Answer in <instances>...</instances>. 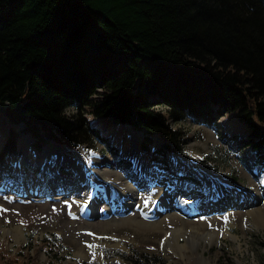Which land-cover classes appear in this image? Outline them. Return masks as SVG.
Listing matches in <instances>:
<instances>
[{
    "label": "trees",
    "instance_id": "16d2710c",
    "mask_svg": "<svg viewBox=\"0 0 264 264\" xmlns=\"http://www.w3.org/2000/svg\"><path fill=\"white\" fill-rule=\"evenodd\" d=\"M83 107L141 130L162 157L181 149L170 119L236 111L264 164V0H0V114L36 148L74 147L97 135ZM140 256L127 263L165 264Z\"/></svg>",
    "mask_w": 264,
    "mask_h": 264
},
{
    "label": "rangeland",
    "instance_id": "374dc122",
    "mask_svg": "<svg viewBox=\"0 0 264 264\" xmlns=\"http://www.w3.org/2000/svg\"><path fill=\"white\" fill-rule=\"evenodd\" d=\"M155 109L167 113L164 106H157ZM65 110L66 114L77 111L72 105L67 106ZM83 112L86 115L87 127L94 126L99 138L89 132L88 142L83 144L84 146L74 148L56 145L49 148L52 144H46L49 146H43L42 154L49 152L57 156L54 151L60 148L64 151L68 149L70 154L74 153L75 156L86 159L89 157L86 156L88 148L97 149L102 158L94 162L102 164L98 170L103 173L107 170L102 176L116 180L120 175L121 179L135 187L139 186L132 178L134 165L128 163L129 156H136L135 166H141L143 172L149 173L151 160L162 168L161 160H155L151 153H147L148 147L153 143L147 142V149L142 146V131L125 126L109 116H93L88 113L86 107H83ZM169 122L172 128L179 132L181 140L174 143L181 149L178 153L165 156V161L169 162L168 167L173 160L180 162L184 158L187 160L185 169L206 167L221 178L247 187L244 188L246 194L241 193L236 198L237 202L229 198L231 205L224 214L207 215V211L214 212L217 204H213L211 196L205 197L207 184L200 178V185L185 181H182L184 185H181L188 184L190 193L199 199L198 204L202 205L205 213H201L200 209H196L195 213H187L185 210L180 212L172 208L163 211L165 214L162 212L163 219L159 216L158 220L161 221L158 225H144L136 221L143 220L138 210L142 199L139 200L136 196L131 201L138 203L133 205L132 202L126 215L131 220L119 219L126 217L123 216L115 217L118 220L105 221L106 219H100L97 214L90 219L71 217L67 213L69 205L75 208L77 205L73 201L83 198L84 191H78L80 182L75 186L77 190L73 191H78L80 195L66 196L60 202H35L31 198L19 201L14 193L7 191L0 194V209H5L0 211V264H128L127 256L138 255L139 259H142L141 253L157 254L163 258L165 264H264V223H256L248 213L253 207L264 209V172L261 171V175L257 177L256 165L251 164L252 160L249 163L252 155L246 143L248 129L243 126L237 112L231 111L217 117L214 124L197 122L188 116L179 122L172 119ZM10 131L18 135L19 141L12 153L16 151V154H19L22 149L23 164L28 165L25 156L32 159L33 138L26 134L23 123L14 124L0 114V151ZM155 144L159 145L156 141ZM119 155L123 156L121 160ZM142 156L151 160L144 165ZM73 164L78 168L76 174L81 175L82 169ZM114 164L116 166H113ZM127 167L130 172H126ZM124 168L125 172L122 171ZM65 169H70L68 162ZM27 170L25 168V172ZM168 171L169 169L163 168V175H167ZM74 173L70 172L69 175L73 177ZM80 181L83 185L84 180ZM86 181L85 178V183ZM164 184V180L153 182L152 186L150 185V194L156 196L162 193ZM146 186H143L144 189L148 187ZM211 188L214 190L215 187ZM171 195L176 196L184 207L178 194ZM242 195L246 196L247 203L241 202ZM223 203H228V200L224 199ZM236 203L243 206H236ZM225 217L228 218L227 222ZM171 227L180 229L173 233L170 241L163 242L164 229ZM45 239L53 242V248L47 247Z\"/></svg>",
    "mask_w": 264,
    "mask_h": 264
},
{
    "label": "bare ground",
    "instance_id": "6f19581e",
    "mask_svg": "<svg viewBox=\"0 0 264 264\" xmlns=\"http://www.w3.org/2000/svg\"><path fill=\"white\" fill-rule=\"evenodd\" d=\"M50 148V147H49ZM91 153V155L93 156L94 155V153L93 152H90ZM48 158L49 157H51V156H53V154H51V153H49L48 152ZM56 157V159H55V161L56 162H58L59 160H60V158L58 157V156H55ZM91 160L92 161H97V156H93V157H91ZM80 166H81V164H80ZM80 166H79V168H80ZM53 169H55V167L54 168H50V167H48V169L46 170V175L47 174H49V173H52V171H53ZM72 169H73V172H75V173H78V168L73 164L72 165ZM103 169H105V168H103ZM83 170V169H82ZM81 170V173H83V171ZM102 175L107 171H105L104 173L102 172V171H100V170H98ZM122 171H126V168H124V169H122ZM29 172H30V169L27 171V176H29L30 174H29ZM116 173V172H115ZM106 174V173H105ZM45 175V176H46ZM44 176V177H45ZM106 176V175H105ZM123 177V176H122ZM89 181H91L92 180V178H93V175H90L89 177ZM79 179L80 180H84V184H85V177H79ZM147 181H148V183L149 184H152L153 183V176H151L150 178L148 177L147 178ZM118 182V183H117ZM134 182H136V183H138V186L139 187H135L134 185H131L128 181H126L125 179H121V177H120V175H118V177L116 178V180H114V184H113V189H114V191L118 194V196L120 197V198H122L123 199V201H124V205H125V207L127 206V205H130L132 202V204L134 205V204H137L138 202H134L133 200L131 201V199H133L134 198V196H136V197H138L139 198V200L140 199H142L141 200V202H139V204H140V206H144V209H146V208H150L152 205H153V203H154V201L156 200V199H161L162 201H164V203L166 204V206H167V209L164 211V212H166L167 210H169V209H177L178 211H180V212H183V210H185V212H187V213H189L190 212V210L188 209V208H186L185 206L183 207L180 203H179V199L177 200V197L176 196H174V195H169V194H166V192H162V193H160L159 195H156V196H154V195H152V194H150V190H152V188H151V186H146V184H144L143 183V180L142 179H140V182H138L137 180H134ZM143 186H146L147 188H145L144 189V187ZM207 188V193H206V195L207 196H209V194H210V192H212L213 191V188H211V187H215V186H212V185H207L206 186ZM246 188V187H245ZM169 189H170V187H169ZM215 189V188H214ZM252 191H253V189H251ZM64 192V194H65V192H67V190H65V191H63ZM82 195H83V197L86 195L87 196V192H83L82 193ZM263 195H264V193H263ZM132 197V198H131ZM125 198V199H124ZM241 199V202H245V203H247L248 201L247 200H245V199H247L246 198V196H244V195H242L241 197H240ZM82 200H84V199H82V197H81V199H79V200H77L76 202H78V203H80ZM77 205V204H76ZM97 205V203H96V200H95V206ZM184 205V204H183ZM77 207V206H76ZM194 211L196 210V209H200V211H201V213H205L204 212V210H202L201 209V206H199V204L197 203V205L196 206H194ZM176 210V211H177ZM163 212V213H164ZM163 213L161 214L162 216H163ZM197 213V212H196ZM248 213L251 215V216H253V218H254V220H255V222L256 223H258V224H262V223H264V209H261V208H255V207H253V208H251V209H249L248 210ZM165 214V213H164ZM161 215H160V218H162L161 217ZM132 217V216H131ZM130 217H128V216H126L125 218H119V219H121V220H123V219H129ZM158 218L159 217H157L156 219H154V220H146V219H136V221L138 222V223H140V224H157L158 225V223L161 221L160 219L158 220ZM112 219H115V217H112V216H110L109 218H106V220L105 221H110V220H112ZM133 219V218H132ZM163 219V218H162ZM115 220H118L117 218L115 219ZM130 220H131V218H130ZM134 221V220H133ZM183 222H185V221H183ZM138 226H140V225H138ZM16 228H17V230H19V227H17L16 226ZM178 229H180V227H176V228H170V229H164V238H163V242H166V241H170V239H171V237H172V235H173V233L176 231V230H178ZM18 232H20V231H18ZM175 243V242H174Z\"/></svg>",
    "mask_w": 264,
    "mask_h": 264
},
{
    "label": "snow or ice",
    "instance_id": "6c2138e0",
    "mask_svg": "<svg viewBox=\"0 0 264 264\" xmlns=\"http://www.w3.org/2000/svg\"><path fill=\"white\" fill-rule=\"evenodd\" d=\"M35 153H33L32 154V156H33V158H35ZM49 159V162L52 164V167L54 168L55 167V159H56V157H55V155H53V156H51V157H49L48 158ZM24 160V158L23 157H19L18 158V162L17 163H11L10 162V164H11V167L13 168V169H21L18 173H17V175H19V176H21V177H23V175H24V169L23 168H21V163L19 162V161H23ZM139 163V162H138ZM172 163L174 164V165H178L180 162L178 161V160H173L172 161ZM150 167H152L153 168V170H154V173H157V174H159V173H162L163 172V169L161 168V166L160 165H158V164H153V165H150ZM141 171H143V168H141ZM183 173L182 172H177V175H182ZM50 175H51V173H50ZM113 181H108V184L111 186V185H113ZM118 183V182H117ZM72 194H75V195H80V193L77 191V192H75V193H72ZM72 194H70V195H72ZM219 195V194H218ZM82 199H87V196L85 195ZM66 203H67V201H65ZM73 203H76L77 204V207H80V203H78V202H76V201H73ZM86 206V205H85ZM5 209H0V211H4ZM55 210V209H54ZM71 205H69V214L70 215H72V213H71ZM100 211H103V209H100ZM225 219V222H227V217H225L224 218Z\"/></svg>",
    "mask_w": 264,
    "mask_h": 264
}]
</instances>
